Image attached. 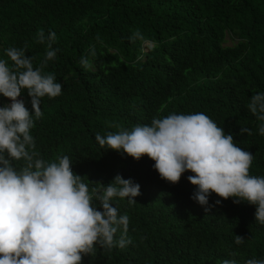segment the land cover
Here are the masks:
<instances>
[{
  "label": "trees",
  "instance_id": "1",
  "mask_svg": "<svg viewBox=\"0 0 264 264\" xmlns=\"http://www.w3.org/2000/svg\"><path fill=\"white\" fill-rule=\"evenodd\" d=\"M41 29L57 35V59L45 72L63 87L62 95L41 100L43 115L31 130L35 150L48 162L67 155L90 189L116 175L140 186L136 204L113 201L129 217L131 243L97 246L82 264H245L264 258V225L254 219L255 206L213 193L214 206L205 211L190 198L192 173L171 184L147 156L135 160L95 141L96 134L130 131L154 117L202 112L254 155L250 174L264 176V136L247 108L252 95L264 92V0H0V58L7 59L8 47L27 45L25 55L39 66L45 46L35 37ZM137 29L151 49L130 42ZM82 57L91 62L87 71ZM20 98L31 111L27 94ZM6 103L0 96V106ZM13 164L19 169L24 162ZM217 199L221 204H214ZM236 235L245 238L242 245L235 244Z\"/></svg>",
  "mask_w": 264,
  "mask_h": 264
},
{
  "label": "clouds",
  "instance_id": "2",
  "mask_svg": "<svg viewBox=\"0 0 264 264\" xmlns=\"http://www.w3.org/2000/svg\"><path fill=\"white\" fill-rule=\"evenodd\" d=\"M35 40L45 46L39 66L25 55L27 45L8 47L7 59L0 58V96L10 101L0 106V264H82L84 256L95 255L97 246L123 249L131 243L126 239L129 217L119 214L113 201L127 198L129 205L136 204L140 186L116 175L107 185L95 183L98 187L90 189L73 172L67 155L53 162L39 156L31 130L43 115L41 100L62 95L63 86L54 73L45 72L57 59L56 33L41 29ZM129 40L153 47L139 29ZM90 54L95 56L94 48ZM79 63L86 71L92 67L87 57ZM22 93L30 98L31 111L18 99ZM247 108L259 122L258 134L264 136V92L252 95ZM240 133L252 135L248 128ZM95 141L102 149L135 160L147 156L160 178L171 184L190 172L187 180L196 186L190 198L206 206L205 211L214 206L209 204L214 193L234 204L255 206L254 219L264 225V176L250 174L254 155L202 112L154 117L149 125L137 124L130 131L96 134ZM21 160L24 164L17 169L13 162ZM221 199L214 204H221ZM234 237L236 245L245 242ZM245 264H264V258L253 257Z\"/></svg>",
  "mask_w": 264,
  "mask_h": 264
},
{
  "label": "rangeland",
  "instance_id": "3",
  "mask_svg": "<svg viewBox=\"0 0 264 264\" xmlns=\"http://www.w3.org/2000/svg\"><path fill=\"white\" fill-rule=\"evenodd\" d=\"M225 44H226V45H230V44H232V42H231V40H227ZM18 99H22V98L18 97ZM22 100H23L24 103H25V100H24V99H22Z\"/></svg>",
  "mask_w": 264,
  "mask_h": 264
}]
</instances>
